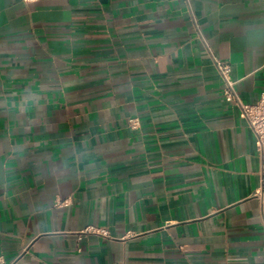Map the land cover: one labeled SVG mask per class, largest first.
Wrapping results in <instances>:
<instances>
[{"label":"crops","instance_id":"crops-1","mask_svg":"<svg viewBox=\"0 0 264 264\" xmlns=\"http://www.w3.org/2000/svg\"><path fill=\"white\" fill-rule=\"evenodd\" d=\"M264 0H0V264H264Z\"/></svg>","mask_w":264,"mask_h":264},{"label":"built area","instance_id":"built-area-1","mask_svg":"<svg viewBox=\"0 0 264 264\" xmlns=\"http://www.w3.org/2000/svg\"><path fill=\"white\" fill-rule=\"evenodd\" d=\"M214 60L216 67L224 80V99L227 101H233L239 106L241 116L247 120L256 137L257 149L261 159L260 187L258 194L261 197L264 211V92L261 93L256 102L244 103L240 99L235 88V81L231 77L230 64L220 59Z\"/></svg>","mask_w":264,"mask_h":264}]
</instances>
